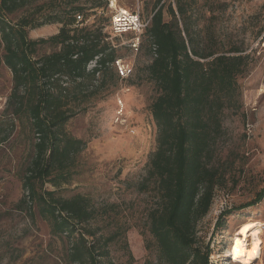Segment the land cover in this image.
I'll return each instance as SVG.
<instances>
[{"label":"rangeland","instance_id":"rangeland-1","mask_svg":"<svg viewBox=\"0 0 264 264\" xmlns=\"http://www.w3.org/2000/svg\"><path fill=\"white\" fill-rule=\"evenodd\" d=\"M170 1L175 6L174 0H168L166 6ZM66 3L83 6L87 20L84 26H100L110 37L112 13L106 5L108 0H38L9 19L33 16L42 21L53 17ZM156 4L157 0H117V7L139 10L146 21L151 19ZM191 12L188 23L200 50L234 54L233 49L239 48L245 56L244 69L238 75L239 93L223 111V130L216 146L214 163L225 173V182L217 187L211 210L198 224L200 242H209L212 249L210 264H241L229 257L238 227L248 221L264 223V198L256 205L239 209L254 201L264 187V0H196ZM62 26L58 22L47 24L30 30L29 36L48 38ZM183 26L180 21L182 29ZM128 38L108 41L116 46L117 57L133 63L132 76L121 81L110 67L105 85L91 95V88H85L90 96L73 103L76 115L68 121L66 130L84 139L86 146L76 157L71 181L58 188L56 195L70 198L82 194L106 211L104 217L90 225L98 235L119 233L108 246L115 264H156L157 249L148 230V213L159 203V196L153 183L147 189L142 184L157 147L151 105L159 91L147 72L152 59L150 37L143 38L138 52L128 46ZM58 49L59 46L44 44L38 55ZM12 85V73L1 63L0 264H70V239L52 234L51 222L41 216L39 206L22 201L23 177L35 155L37 136L27 118H14L6 111ZM118 98L123 99L135 133L115 123ZM46 188L56 189L51 184ZM224 211L231 212L225 216L224 226L216 229V221ZM260 237L261 257L252 264H264V226ZM247 242L251 244L252 236Z\"/></svg>","mask_w":264,"mask_h":264},{"label":"trees","instance_id":"trees-1","mask_svg":"<svg viewBox=\"0 0 264 264\" xmlns=\"http://www.w3.org/2000/svg\"><path fill=\"white\" fill-rule=\"evenodd\" d=\"M35 1L0 0V64L11 71L13 81L6 111L14 118H27L37 136L35 155L23 177L22 201L39 206L41 216L51 222L52 234L70 239V264H115L108 246L119 233L98 235L90 225L106 211L82 194L56 195L71 181L76 157L86 146L84 139L66 130L76 115L73 103L105 85L109 64L117 58L115 47L102 27L76 23V14L85 8L69 5L73 1L61 4L53 17L42 21L33 16L9 19ZM167 1L157 0L144 35L151 39L148 76L159 91L151 105L157 147L142 184L147 189L153 183L159 196L148 213V230L157 249L156 264H210L212 249L209 242H200L198 224L211 210L217 187L225 182V173L214 163L216 146L223 111L239 93L238 75L245 56L239 48L233 49L234 54L200 50L188 23L196 0H174L175 6L171 1L166 6ZM57 22L63 24L57 34L29 36L30 30ZM44 44L59 49L39 56ZM98 55L100 67L87 71ZM62 76L68 77L67 86L62 85ZM85 88H91L90 95ZM47 184L56 189L46 188ZM263 198L264 187L254 201L239 209ZM230 212H222L216 229L224 226Z\"/></svg>","mask_w":264,"mask_h":264},{"label":"built area","instance_id":"built-area-1","mask_svg":"<svg viewBox=\"0 0 264 264\" xmlns=\"http://www.w3.org/2000/svg\"><path fill=\"white\" fill-rule=\"evenodd\" d=\"M106 5L112 13L109 28L110 37H107L106 40L108 41V38L128 36V46L131 50L138 52L142 47L143 37L146 33L147 27L149 26L150 20L146 21L143 19L139 10L117 7V0H108ZM76 23L79 26H84V24L87 23L83 12L76 14ZM112 46L116 47L114 44ZM99 59L100 55L91 60L87 65V71H94L96 68L100 67ZM109 65L115 69L121 81L127 80L134 72L133 63L122 57H117ZM99 76L100 72H97V77ZM61 83L62 85L67 86L68 77L62 76ZM2 100L3 98L0 95V101ZM117 102L118 107L115 115V123L127 129L129 132L135 133L136 130L134 128V124L131 121V116L127 113L123 99L118 98Z\"/></svg>","mask_w":264,"mask_h":264},{"label":"bare ground","instance_id":"bare-ground-1","mask_svg":"<svg viewBox=\"0 0 264 264\" xmlns=\"http://www.w3.org/2000/svg\"><path fill=\"white\" fill-rule=\"evenodd\" d=\"M264 223L261 221H248L238 227V232L232 239L229 247V257L231 261L241 264H252L254 260L260 258L263 239L260 233ZM252 236V242L248 245V237Z\"/></svg>","mask_w":264,"mask_h":264}]
</instances>
